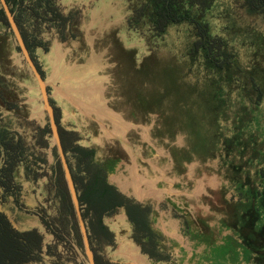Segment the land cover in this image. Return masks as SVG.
Masks as SVG:
<instances>
[{"label":"rangeland","instance_id":"374dc122","mask_svg":"<svg viewBox=\"0 0 264 264\" xmlns=\"http://www.w3.org/2000/svg\"><path fill=\"white\" fill-rule=\"evenodd\" d=\"M58 4L63 16H73L63 37L43 11L38 30L28 12L21 27L19 8L11 13L24 43L25 36L29 44L34 37L47 44V50L25 46L59 137L60 129L73 130L100 158L121 159L110 179L127 197L152 206L154 226L174 260L153 262L144 255L123 214L106 219L117 230L116 245L98 244L80 207L94 259L264 264V19L246 15L235 0H216L204 23L235 48L218 68L201 52L191 54L196 37L186 26L155 36L143 21L136 23L133 0ZM0 12L7 21H0V128L27 149L18 165L22 197L3 209L21 230L48 223L50 231L42 230L46 245L55 244L53 262L90 264L39 81L1 2ZM61 146L76 172L74 156ZM59 191L72 203L70 235L58 218Z\"/></svg>","mask_w":264,"mask_h":264},{"label":"trees","instance_id":"16d2710c","mask_svg":"<svg viewBox=\"0 0 264 264\" xmlns=\"http://www.w3.org/2000/svg\"><path fill=\"white\" fill-rule=\"evenodd\" d=\"M59 1L30 0L28 9L25 10V0H6L12 7L13 14L19 8L15 19L20 27L24 13L28 12L35 18L34 26L38 30L41 23L36 20L42 17L41 11H43L45 20L49 23L55 22L63 37L73 16L65 17L60 13ZM235 1L240 3L246 15L260 16L264 19V0ZM133 3V20L136 23L143 21L145 25L151 27L155 36L163 35L171 27L186 26L196 37L192 43L191 54L201 52L211 65L218 68L224 67L235 55L234 47L222 35L221 30L204 23V17L212 11L216 0H133ZM0 21L7 24L1 12ZM22 34L24 36L23 32ZM24 40L28 48L47 50V44L36 37L32 39V44L27 42L25 36ZM60 138L65 154L71 153L75 158L76 172H71L75 184H79L76 190L80 207L83 210V217L89 220L91 237L94 241L102 246H115L117 230L107 225L106 219L111 220L123 214L131 226L130 237L141 248L142 253L153 262L171 263L174 260L173 254L162 233L154 226L156 213L152 206L127 197L110 179V174L121 159L108 155L100 158L95 148L82 145L78 134L73 130L60 129ZM26 151L20 137L6 128H0V161H2L0 165V264H57L53 262L58 257L55 244L46 245L45 233L42 230L43 226L47 231L49 230L48 223L42 221L43 226L40 225V228L21 230L3 209L10 201L18 205L22 197V188L18 184L17 175L20 161L27 159ZM28 167L26 163L25 169H29ZM38 177L36 175V178ZM240 185L244 187L242 183ZM237 188L239 185L238 187L235 185V190ZM58 196L60 197H58L60 204L58 218L61 219L60 225L64 226V230L72 214V203L64 192L59 191ZM182 224L188 228L184 220ZM66 233L70 235L69 229H66ZM95 261L96 264H114L98 256L95 257Z\"/></svg>","mask_w":264,"mask_h":264},{"label":"water","instance_id":"95a60500","mask_svg":"<svg viewBox=\"0 0 264 264\" xmlns=\"http://www.w3.org/2000/svg\"><path fill=\"white\" fill-rule=\"evenodd\" d=\"M0 2H1V5L3 6V8L5 10L7 19H8L10 25L12 26V28H13V30L15 32V35H16V37H17V39L19 41V44L21 46V49H22L24 55L26 56L27 61L29 62L30 66L32 67V69L35 72V75H36V77H37V79L39 81L40 88H41L42 93H43V98L45 100V108L47 109V112H48V114L50 116V119H51V128H52V131H53V134H54V137H55V141H56V143H57V145L59 147L60 153H61V158H62V163H63V167H64L65 176H66V179H67V182H68V186H69V190H70V193H71L73 205H74V208L76 210V213H77V216H78V219H79L81 234L83 236V240H84V243H85V246H86V249H87V254H88V257H89V261H90V264H96L95 259L93 257V254H92L91 250L89 249L88 235H87L86 227H85V224L83 222L82 216L80 214V210H79L80 206H79V200H78L77 192L75 190V186H74V183H73L71 172H70L69 167L67 165V162L65 160V156H64V152H63V149H62V146H61V142H60V137H59V134H58L57 126L55 124L54 117H53V111H52V108H51V106L49 105V103L47 101V98H46L44 82H43L41 76L39 75V73L36 71V68L33 65L32 61H31V59H30V57L28 55L25 43H24V41H23V39L21 37V34H20L19 30H18V27H17V25L15 23V20L13 18V15H12L10 9L8 8L6 0H0Z\"/></svg>","mask_w":264,"mask_h":264},{"label":"crops","instance_id":"0c3cea01","mask_svg":"<svg viewBox=\"0 0 264 264\" xmlns=\"http://www.w3.org/2000/svg\"><path fill=\"white\" fill-rule=\"evenodd\" d=\"M118 188H119V186H118ZM122 193V192H121Z\"/></svg>","mask_w":264,"mask_h":264}]
</instances>
